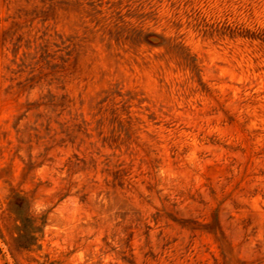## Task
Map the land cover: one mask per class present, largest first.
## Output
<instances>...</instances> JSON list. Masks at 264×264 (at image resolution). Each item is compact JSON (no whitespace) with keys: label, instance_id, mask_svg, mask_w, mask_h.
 Masks as SVG:
<instances>
[{"label":"rangeland","instance_id":"1","mask_svg":"<svg viewBox=\"0 0 264 264\" xmlns=\"http://www.w3.org/2000/svg\"><path fill=\"white\" fill-rule=\"evenodd\" d=\"M0 264H264V0H0Z\"/></svg>","mask_w":264,"mask_h":264}]
</instances>
